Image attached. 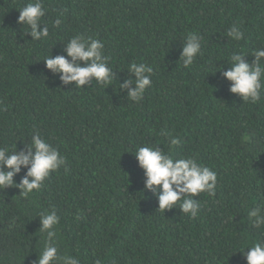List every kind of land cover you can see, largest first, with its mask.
I'll return each mask as SVG.
<instances>
[{
  "label": "trees",
  "instance_id": "obj_1",
  "mask_svg": "<svg viewBox=\"0 0 264 264\" xmlns=\"http://www.w3.org/2000/svg\"><path fill=\"white\" fill-rule=\"evenodd\" d=\"M29 2L0 0V147L26 150L39 132L66 163L28 197L0 190V264H34L46 235L38 214L51 210L58 254L79 264H247V247L264 243V226L248 216L264 209V99L243 102L223 72L233 51L251 63L264 48V0H42L49 35L39 41L17 23ZM233 25L239 42L227 36ZM189 33L202 37V55L185 68ZM77 34L103 41L112 85L77 88L46 68ZM132 63L154 69L141 101L119 90V80H134ZM157 144L217 173L215 195L195 197L197 217L161 211L144 189L134 152Z\"/></svg>",
  "mask_w": 264,
  "mask_h": 264
},
{
  "label": "clouds",
  "instance_id": "obj_2",
  "mask_svg": "<svg viewBox=\"0 0 264 264\" xmlns=\"http://www.w3.org/2000/svg\"><path fill=\"white\" fill-rule=\"evenodd\" d=\"M17 23L23 27L28 26L29 31L21 35H31V40H41L48 37L47 26L40 28L45 8L42 0L29 2L20 10ZM62 15V13H61ZM55 27H60L61 20L54 22ZM22 27V29H23ZM228 38L239 42L244 32L233 25L227 31ZM184 41V46L179 61L185 68L190 67L198 55H202V37L189 33ZM65 55H48L45 59L47 69L52 73H59V79L68 84L74 82L77 88H83L96 81L102 85H112L116 78L114 71L108 65V57L104 54V43L100 39L86 37L83 34L73 36L66 44ZM253 61L249 63L242 52L233 51L230 59L231 67L223 72L224 77L231 81L230 91L238 94L243 102L250 101L255 104L262 99L264 92V48L253 49ZM70 58V59H69ZM127 70L134 74L123 81L119 80V90L128 88V99L141 101L145 90L152 84L151 76L153 67L144 63H132ZM134 85V87H129ZM160 135L170 136L165 130H160ZM170 143L177 146L181 143L178 136H171ZM140 146L134 152L138 166L143 169L144 189L152 191L158 198L159 209L164 212L173 206H178L180 211L195 218L199 214L200 203L196 196L207 193L214 196L217 186V173L208 166L199 163L192 156L173 157L166 154L161 147ZM66 157L45 139L39 132L33 133L31 142L26 145V150L20 149L9 152L7 148L0 147V190L9 187L20 189V194L28 197L34 191L42 188L44 181L50 173L57 171L65 165ZM27 169L26 174L17 182L13 177L20 173L21 168ZM40 216V231L46 233L44 247L39 253L34 264H79L76 257L59 255L56 246V226L60 217L54 210L42 212ZM248 216L253 227L264 226V209L259 206L252 207ZM245 253L247 264H264V243L255 242L247 247Z\"/></svg>",
  "mask_w": 264,
  "mask_h": 264
}]
</instances>
